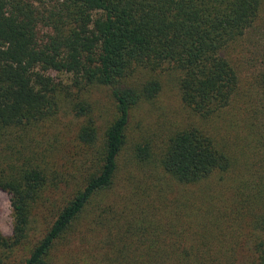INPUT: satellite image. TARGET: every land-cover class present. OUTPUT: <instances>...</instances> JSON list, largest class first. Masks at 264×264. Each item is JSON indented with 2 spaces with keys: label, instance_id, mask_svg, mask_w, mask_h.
I'll list each match as a JSON object with an SVG mask.
<instances>
[{
  "label": "trees",
  "instance_id": "obj_1",
  "mask_svg": "<svg viewBox=\"0 0 264 264\" xmlns=\"http://www.w3.org/2000/svg\"><path fill=\"white\" fill-rule=\"evenodd\" d=\"M263 7L264 0H0V190L13 218L9 236L0 230V264H264ZM251 32L255 94L228 119L243 169L227 144L198 127L159 141L131 136L133 109L162 87L153 76L132 80L135 73L177 71L182 104L214 117L239 94L240 74L225 52ZM84 86L106 87L116 103L102 133L91 104L74 92ZM62 101L81 120L75 139L84 159L73 187L55 171L58 143L39 137ZM125 154L165 181L157 186L149 175L137 192L130 175L114 192ZM228 170L237 177H220L215 187L213 175ZM100 202L107 204L96 209ZM38 218L44 226L32 237Z\"/></svg>",
  "mask_w": 264,
  "mask_h": 264
},
{
  "label": "rangeland",
  "instance_id": "obj_2",
  "mask_svg": "<svg viewBox=\"0 0 264 264\" xmlns=\"http://www.w3.org/2000/svg\"><path fill=\"white\" fill-rule=\"evenodd\" d=\"M42 32H46V29H41L40 34ZM253 40L252 32L248 33L229 46L225 52V56L240 74L239 94L234 97L228 108L211 118L201 117L182 104L177 87V71L169 69L167 66L156 72L140 70V72L135 73L131 78L132 80L141 82L145 78L153 76L161 81L162 87L155 99L143 100L133 109L131 136L139 134L143 138L159 141L161 137L167 136L176 129L198 127L212 135L215 141L227 144L231 148L232 155L238 160L240 157L236 151L241 142L235 137L237 130L233 128L232 124L228 123V119L232 116L235 118L239 107L248 98L246 96L255 94L252 77L257 67L255 60L258 61V57L257 55L255 56V47L252 45ZM50 74L68 82V77L65 74L61 75L56 71H51ZM74 92L81 99H85L91 104L92 117L96 120V124L102 133L107 123L117 112L116 103L109 90L103 86H84L80 91L75 88ZM80 122V118L69 111L68 101H62L56 116L45 122L43 127L44 136L39 134L40 138L44 137L48 142L58 143V149L53 154V158L59 162L58 167H55V171L59 176L69 179V184L72 187L79 181L80 175L77 174L76 170L84 159L83 150L77 146L75 139V132ZM128 156L125 154L122 159L123 163L119 179L113 188L114 192L123 191L124 186L129 184L128 178L130 175L132 176L134 191L137 192L140 190L139 186L148 183L149 175H154L153 178L157 181L153 183H157V186L160 181H165L159 179L158 172L149 173L142 169L140 165L132 163ZM241 163L242 159L240 158V164L236 162L235 168L243 169ZM237 174V171L228 170L227 172L214 174L211 179L216 183L215 187H217L224 184L220 177H223L226 183L233 182ZM102 204L107 203L100 202L95 208L98 209ZM12 221L9 195L0 190V230L6 236L12 233ZM43 226V219L38 218L35 220L32 223V237Z\"/></svg>",
  "mask_w": 264,
  "mask_h": 264
}]
</instances>
